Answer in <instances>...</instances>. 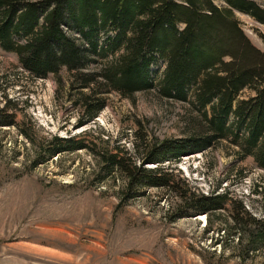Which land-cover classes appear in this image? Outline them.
I'll return each instance as SVG.
<instances>
[{
	"label": "trees",
	"instance_id": "trees-1",
	"mask_svg": "<svg viewBox=\"0 0 264 264\" xmlns=\"http://www.w3.org/2000/svg\"><path fill=\"white\" fill-rule=\"evenodd\" d=\"M222 1L225 9L214 0H0V48L14 54L21 68L39 79L66 69L80 83L76 108L83 116L81 127L107 107V99L99 94L102 86L123 98L149 91L155 87L152 67L164 60L167 67L159 93L200 111L197 120L205 126L194 135L160 140L136 132L133 151L119 143L110 148L109 136H99L97 142L89 139L90 133L55 136L42 139L38 152L47 155H38L33 167L62 154L87 152L99 183H119L120 208L145 196L146 190H163L175 198L171 222L215 216L209 220L210 228L219 221L226 228L224 234H247L243 253L248 255L264 248V220L250 216L242 205L238 209L231 193L201 194L167 167L228 142L239 162L251 158L264 170V51L251 42L234 16L238 11L264 25V6L253 0ZM110 32L115 35L107 37V48H102L99 36ZM113 55L115 60L101 69H89L98 59ZM85 89L89 93H83ZM246 90L254 95L242 98ZM19 110V104L10 100L0 106V129L17 128L32 142L17 120ZM223 211H230L232 225L217 217Z\"/></svg>",
	"mask_w": 264,
	"mask_h": 264
},
{
	"label": "rangeland",
	"instance_id": "rangeland-1",
	"mask_svg": "<svg viewBox=\"0 0 264 264\" xmlns=\"http://www.w3.org/2000/svg\"><path fill=\"white\" fill-rule=\"evenodd\" d=\"M253 1L264 6V0ZM214 3L228 7L222 0ZM234 16L251 42L264 51V25L248 14L235 11ZM114 35H100L99 45L107 48V37ZM115 58L98 59L89 69L97 71ZM166 67L158 60L152 67L155 87L132 98L107 93L102 86L99 94L107 99V107L81 127L83 116L76 108L80 83L66 69L39 79L22 69L14 54L0 48V106L7 100L18 103L17 120L32 138L30 142L17 128L0 129V264H264V248L244 255L247 234H224L226 228L219 221L210 228L209 220L215 216L171 222L175 198L163 190H146L145 196L120 208L119 183H99L87 152L62 154L33 167L38 155H47L38 152L42 139L55 136L90 133L95 142L109 136L110 148L119 143L133 151L136 132L160 140L194 135L205 126L197 120L200 111L159 93ZM253 95L246 90L241 97ZM235 151L223 142L167 167L201 194L231 193L238 209L242 205L250 216L264 220V170L251 158L239 162ZM217 217L232 225L230 211Z\"/></svg>",
	"mask_w": 264,
	"mask_h": 264
}]
</instances>
